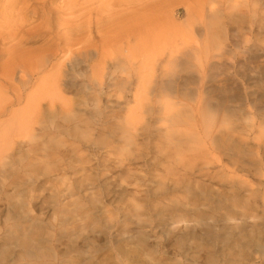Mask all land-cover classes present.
I'll return each mask as SVG.
<instances>
[{"label":"rangeland","instance_id":"1","mask_svg":"<svg viewBox=\"0 0 264 264\" xmlns=\"http://www.w3.org/2000/svg\"><path fill=\"white\" fill-rule=\"evenodd\" d=\"M127 1L101 0L99 4L94 1L95 3L88 5V9L93 7L94 11L90 12V16L105 20L108 14L98 13L100 8L116 7L114 10L117 12L122 8V3ZM130 1L134 23L144 15L150 31L157 29L154 33L162 32L157 33L160 36H151L154 44L163 45L167 42L168 44H164L169 48L171 45L168 41L172 37L168 38V34L173 35L174 32L172 29L167 31L164 25L180 27L181 31H177L180 37L177 38L188 44L177 39L179 46L186 52L178 61L187 60L188 66L184 70L175 63L166 62V58L162 57L161 67L166 72L174 70L183 77L191 73L194 70L190 67L191 63L196 64L195 59H201L206 48L214 53V63H222L205 71V74L211 75V79L207 78L206 85L214 89L208 96L211 107L204 112L206 115L211 114L216 122L213 129L218 149L216 152L210 149L214 160L209 164L199 156L197 161L185 167L180 164L173 166L171 157H166V148L162 146L163 137H173L172 132L165 131L164 115L157 107L142 114H129L139 104L134 100L136 94H145L155 104L157 98L162 96L159 87L146 92L136 88L139 75L153 73L151 66L159 57V49L150 42L151 50L145 55L134 44L128 65L122 68L121 55L116 57V61L113 59L106 62L107 70L113 72L115 77L131 75L132 83L125 86L111 85V77H104L105 88L101 92L103 99L100 109L91 102L86 106H79L81 116L89 119V123L87 120L85 122L86 128L91 122L95 125V130L89 134L91 142L80 144L81 153L88 160L87 164H83L85 170L71 165L62 175L68 179L67 182L59 181L57 177L61 176L53 173L38 174L36 181L23 185L20 193L13 199L0 201V264H64L65 261L66 264H264V0H210L209 4L205 3L197 11L193 23L198 28L193 34L188 31L191 21L186 10L187 7L194 6L193 0ZM58 2L59 0H53L52 4ZM87 4L84 8L85 16L88 15ZM33 7L32 4L31 8ZM1 18L5 19V16ZM158 27H163V31H166L163 32ZM179 31L185 36H181ZM154 33L150 32L151 35ZM42 38L46 37L35 35L32 38L31 35L28 40L23 41V45L26 49H38L43 44ZM82 47L80 56L85 51L84 43ZM50 48L52 49L51 45ZM69 48L75 50L76 45H69ZM188 51L191 53H187ZM77 58L79 57H74ZM97 62L98 58L93 52L80 64L81 69L85 67L82 71L86 70L89 75V68ZM49 73L39 74V80ZM157 74L162 73L159 71ZM194 87L195 85L182 84L178 89L181 93L177 104L190 107L195 103ZM27 88L24 97L34 91V88L29 89V85ZM90 90L93 89L88 85L87 79L84 76L78 77L75 86L63 85L56 99L61 94L66 103L77 102ZM225 97L227 101L222 107L217 100ZM118 100L122 102L119 104ZM186 100L188 105H185ZM58 103L52 106L56 112L53 128L46 129V133L39 136L41 138L35 153L27 156L26 150L22 151L21 163L27 166L36 163L41 172L45 164L43 150L51 146V137H55V143H64L59 145V150L66 155L71 154L68 146L76 138L61 135L55 130L56 126L67 125V121L61 118ZM44 104L47 105L43 108L45 111L52 108L51 104ZM73 105L75 106L72 104L70 107L77 109ZM24 106L23 100L19 108ZM181 112L189 115L187 111ZM128 115L135 120L137 129L132 130V134L139 144L132 148L141 157L130 168L138 180L130 178L129 185L117 186L121 171L111 161L107 162V155L110 154L109 150L112 151L111 147L114 149V156L126 152L124 133L118 127V121ZM136 121L142 122L141 125ZM189 124L181 122L177 126L178 134L191 132L200 136L198 138L204 136L203 125L198 129L192 128V131L187 127ZM100 137L104 144L95 146V141ZM143 137L147 139L143 140ZM43 138L49 139V142H40ZM209 142L211 140L206 146ZM74 143L77 145L79 142ZM52 146L56 147L54 143ZM88 170L93 178L88 177ZM107 170H110L109 173H104ZM164 175L176 179L177 185L161 186V176ZM25 176L23 174L21 177L23 181ZM30 176L26 177V181ZM84 176L88 180H94L95 177L93 185L88 189L83 185L82 189H86L90 197H96L97 201H93L94 204L91 198L79 201L81 207L76 208L71 201L76 195H68L70 190L78 194L76 188L80 186ZM102 178H108V181L104 179L107 182L101 185L99 183L104 182ZM7 192H10L9 188ZM57 193L59 200H55ZM172 198L191 204L187 206V211L177 212L168 207L164 210L165 203ZM135 201L139 206L137 217ZM14 204L20 206L14 207ZM154 205L158 206L157 209ZM155 210L160 212L157 214ZM83 214L87 220L82 218L81 223L85 227L80 230L78 218ZM139 219L143 221L142 229L134 231L139 226ZM177 220H188L193 225L182 233H172ZM22 221L25 224V221H34L43 227L41 238L32 234L33 240L39 243L34 245L43 249L41 258L22 259L24 247L21 246L20 239L21 233L26 232ZM73 244L78 246L76 251L68 250Z\"/></svg>","mask_w":264,"mask_h":264},{"label":"bare ground","instance_id":"2","mask_svg":"<svg viewBox=\"0 0 264 264\" xmlns=\"http://www.w3.org/2000/svg\"><path fill=\"white\" fill-rule=\"evenodd\" d=\"M52 1L53 0L0 1V201L13 199L20 193L23 185H26L27 182H35L38 174L46 175L53 173L56 174V176H61L59 178L57 177L59 181L67 182L68 179L64 178L62 175L68 171L67 169L70 168L71 165L75 168L81 167V170H85L83 164H87L88 160L82 155L80 144L84 145V143L91 142L89 134H92L91 132L95 130V125L91 122L86 128L85 125H87V123L85 122L87 120L89 123V119L81 116L82 114L78 112V109L81 110L79 106H86L88 102H91L100 109V102L103 99L101 92L105 88L103 82L104 77H111V85L119 84L125 86L132 83L133 78L131 75L115 77L113 72L107 70L106 62L112 61L113 59L116 61L121 55L122 68L128 65L132 56L131 48L134 47V44L141 53L145 52V55L148 54L147 51L151 50L150 46L152 44L156 49H159V57L153 61L151 66L153 68V73L151 75H139L136 88L137 90L146 92L148 89L153 91L159 87V93L162 94V96L158 95L159 97L155 104L154 101L149 100L145 94H136L134 100L136 104H139L135 109L130 111L129 114H142L157 107L158 111L164 115L163 118L166 123L165 131L166 133L172 132L173 137H163L162 146L166 148V157H171V164L173 166L180 164L181 167H185L197 161L199 156H202L206 163L212 164L214 157L210 149H212V152H216V149H218V145L215 143L217 138L213 129L216 127V122L213 120L211 114L206 115L204 112L211 107L208 96L214 90L210 88V86L208 87V84L206 85L207 78L209 79L211 75L205 74V71L211 69L216 64H222L221 62H213L214 53L206 48L204 51L205 55L201 59H195L196 64L191 63V66L189 65L194 68V70H192L193 72H189V74H186L184 77L174 70L166 72V70L161 67L162 61L160 62V58L162 57L163 59L166 58V62L171 64L175 63L184 68V70L188 66L186 63L187 60L182 62L178 61L179 58H182L186 53L177 42V39L181 41V38H177V36L180 37L177 32L180 30V27L168 26L165 23L166 25L164 26L167 27H165L166 30L172 29L174 34H168V36H170L168 38L172 37L170 41H168L171 46H169V48L168 45L165 47V44L168 43L164 42L165 44H161V47L160 44L157 45L156 42V44H154L151 40L157 33L159 34L162 32L158 31L154 33L157 29H151L154 33V35H151L152 33L150 34L151 31L148 28L149 23L147 21L146 24L144 15L139 17V19H141L140 21L134 23V16L131 9L132 1L130 0H126L127 2H124L125 4L122 3V8L120 10L117 9V12L114 10L116 7H111V2H113V0L110 2L111 8L106 9L99 7L100 9L98 11L100 12L98 13L103 12L102 15L108 14L105 20H102L101 17H94V15L91 17L90 12L92 13L93 7H91V10L88 9V5L90 6L96 1L99 4L101 0H93L92 2H90V0H59L58 4L55 5L52 4ZM193 2L195 3L194 6L187 7L186 9L188 19L191 21V24L188 25L189 34H193L198 28L196 24L193 23L196 19L195 16L197 11L202 9L205 3L209 4L210 0H193ZM86 3H88L86 7L88 15L85 16L84 12L86 13V11H84V8ZM32 4L34 5L33 8H31ZM1 16H5V19H2ZM158 29H162L163 31L164 28L158 27ZM31 35L32 38L35 37V35L46 37L42 38L44 40L40 48L30 50L24 47L23 41L28 40ZM180 35L185 36L182 32H180ZM182 41L185 42V40ZM150 42H152V44H150ZM83 43L85 51L83 56H80L82 54ZM73 44L76 45L75 50L69 48V45ZM184 44H186V42ZM93 52H95L98 62L89 68L88 75L86 70L82 71L85 67L81 69L80 64ZM46 53L49 55H46ZM187 53H191V51ZM74 57L79 58L74 59ZM159 71L162 73L161 75L157 74ZM45 72L50 73L46 75L45 78L43 77L42 80L40 79V81L39 78L41 76L38 77L39 74H45ZM82 76L87 79L88 85L93 90L87 91L88 94L77 102L67 101L66 103V101L62 100L61 94H59L61 98L59 97L58 100L56 99L63 85H68L69 87L75 86L76 83H78V77ZM182 84L195 85L193 88L196 92V97L194 99L195 103L190 107L177 104L180 102L179 93H181L178 89H180ZM28 85L29 89L34 88V91L24 97ZM54 98L57 101H55ZM23 100L25 101V106L20 109L19 105ZM172 100L174 101L172 102ZM226 101L227 98L225 97L217 100V103L222 104V107H224ZM46 102L51 104L50 107L54 106L56 102H59L58 110H60L61 118L67 121L66 126H56L55 130L61 135L76 138L72 139V144L68 146L70 147L69 150L71 154L66 155L64 151L59 150V147L64 145V143H55V137H51V146L43 150L42 157L45 158V164L41 172L38 171L39 168L36 163L27 166L26 164H22L21 160L22 151L26 150V155L32 156L30 154H34L38 148V140L41 138L39 136L45 134L46 129L53 128L52 123L56 119V112L53 110V107L47 108L46 112L45 109H43L47 106L44 104ZM117 102L120 104L122 101L118 100ZM72 104H75L77 109L70 107ZM188 104L186 100L185 105ZM181 110L189 112V115H184ZM100 113L101 111L98 112V114ZM189 121H191L190 124ZM134 122L135 120L130 118L129 115L118 121V127L124 133L123 138L125 140L126 152H120L118 156H114V149L112 147V151H108L110 154L107 155V162L111 161L112 165L121 171V173L118 174L117 186H122L123 184L129 185L130 183H128V180H130V178L138 180V177L135 173L132 174V168H130V165L137 162V159L141 157L140 154H135L132 148L133 145L137 146L139 144L132 134V130H137ZM181 122L189 124L187 127L190 130H192V128L198 129L203 125L202 132L204 136L198 138L200 136H195L191 132H187L188 134H178L177 126ZM137 123L141 125L142 122ZM173 128L175 129L173 130ZM145 139L147 138L143 137V140ZM209 140H211V143L209 142L210 144L206 146ZM75 141L79 143L75 145ZM40 142L47 144L49 139L43 138ZM53 143L56 145L55 148L52 146ZM97 144L101 146L104 144L102 137L95 141L94 145L96 146ZM107 145H109V143ZM111 145L114 146L113 143H111ZM65 162L68 163L64 165ZM103 162H105V158H103ZM109 171L110 170H107L104 173H109ZM87 173L89 174L88 177L92 176L93 178L90 170H88ZM23 174L26 175L24 181L21 179ZM28 175L31 176L26 181ZM88 177L84 176L80 186H77L76 189L79 191L78 194L70 190V194L68 195V197L76 195L79 199L75 197V199L71 200L76 208L81 207L79 201L90 200V198L93 204V201H97V198L90 197V193L86 190L90 185L95 183V177L94 180H88ZM161 177V186L165 187L166 184L176 186L178 183L175 181L176 179H172L173 177L166 175ZM102 179L104 181V179L107 180L108 178ZM84 181L86 182L83 183ZM107 181H101L99 184L102 185V183H106ZM83 185H86L87 188L82 189ZM7 188L10 190L9 193L7 192ZM67 193H69V191ZM57 195L59 196V193L55 195V200H59ZM190 204L191 203L188 201L182 203L172 198L165 203L163 208L167 210L166 207H168L177 212L180 210L187 211V206H190ZM16 206H20V204H14V207ZM157 207V205H154L155 209H157ZM135 208V210H137L135 214L137 217L139 215L137 201H135ZM155 211L157 214L160 212L158 210ZM84 216L85 214L78 218V227L80 230H83L85 227V225L81 223L82 218L87 220ZM25 222L26 224L24 222L22 223V227L26 232L21 233L22 238L20 239V244L24 247L22 259L25 260L32 257L41 258L44 254L43 249L34 245L39 243L33 240L32 234L41 238V229L43 227L39 226L41 224L34 221ZM142 222L143 221L139 219V226L134 231L142 229ZM181 222L182 225H180ZM174 223L177 225L173 227L172 230L174 231H172V233H182L183 231L189 230L193 225L188 220H177ZM40 240L41 239H39V241ZM71 243H69L70 246ZM74 244L76 243L74 242ZM76 248H78V246L74 245L68 250L76 251ZM64 264H66V261Z\"/></svg>","mask_w":264,"mask_h":264}]
</instances>
